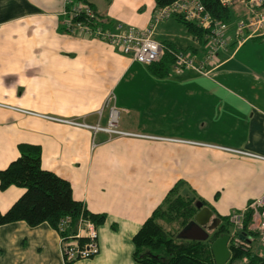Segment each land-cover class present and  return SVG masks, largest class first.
I'll list each match as a JSON object with an SVG mask.
<instances>
[{
    "label": "crops",
    "instance_id": "crops-1",
    "mask_svg": "<svg viewBox=\"0 0 264 264\" xmlns=\"http://www.w3.org/2000/svg\"><path fill=\"white\" fill-rule=\"evenodd\" d=\"M64 1L0 0V169L19 143L37 145L40 167L68 181L87 211L104 215L96 255L68 264H139L131 237L177 180L211 215L226 216L264 193V159L185 142L264 157V36L231 39L207 75L169 67L158 77L116 46L65 33ZM85 1L110 28H144L155 10L153 0ZM151 36L201 52L176 15ZM107 96L118 109L116 128L133 135L42 116L105 125ZM22 191L0 189V212ZM0 264H64L59 234L45 222L0 225Z\"/></svg>",
    "mask_w": 264,
    "mask_h": 264
},
{
    "label": "trees",
    "instance_id": "trees-1",
    "mask_svg": "<svg viewBox=\"0 0 264 264\" xmlns=\"http://www.w3.org/2000/svg\"><path fill=\"white\" fill-rule=\"evenodd\" d=\"M153 1L156 9L173 0ZM199 1L211 16L230 24L235 21L231 9L219 5L217 0ZM79 19L85 17L81 15ZM98 19L100 16L94 13L92 18H87V21L91 24H100ZM176 20L199 43L202 52L205 42L204 31L180 15H176ZM230 33L231 43L236 45L235 38L232 32ZM161 44L165 48L163 56L156 63L147 66L148 70L158 77L167 73L173 61L171 52L178 50L167 43ZM187 51L196 55L194 49ZM17 149L18 155L0 169V189L15 185L23 188V191L5 211L0 212V225L22 220L28 226L45 222L55 229L58 219L67 215L70 217L69 224L61 232L66 234L73 231L75 221L80 214L96 225L102 223L104 219L102 213H90L80 201L72 198L68 181L40 167V151L37 145L19 143ZM197 203L201 205L197 207ZM203 207L205 202L195 194L194 190L182 180H177L132 235V259L139 264H214L210 242L226 233L229 235L227 247L230 257L225 264L242 257H245V264H264V243L260 240V234L257 230L247 227L251 216L250 210L245 211L242 229L239 231L231 233L227 215L221 216L212 212V217L218 218L219 224L207 231L206 239L187 240L177 237L179 229L193 221L196 213ZM173 223L178 227L176 232L169 231L164 226ZM68 263L71 262L64 264Z\"/></svg>",
    "mask_w": 264,
    "mask_h": 264
},
{
    "label": "built area",
    "instance_id": "built-area-1",
    "mask_svg": "<svg viewBox=\"0 0 264 264\" xmlns=\"http://www.w3.org/2000/svg\"><path fill=\"white\" fill-rule=\"evenodd\" d=\"M217 2L219 5L230 8L233 13H236L237 18L232 24L211 16L199 0H173L164 6L156 8L150 17L148 25L144 28L133 26L123 28L120 24L110 28L102 26V19H98L100 24H91L87 21V18H92L94 13L85 1L71 2L70 0H65L62 11L65 16L63 31L69 35H84L101 39L110 45L116 46L120 52L128 55L132 60L148 65L157 62L165 52L163 45L151 36L154 26L172 15H180L204 31L205 42L202 46V52L198 56L187 50L172 51L171 70L176 73L182 70H191L207 75L219 65L217 53L226 49L231 39L230 32H232L236 44L242 43L247 38L264 36V0H217ZM81 15L85 19H79ZM111 99V96H107L103 103V106L108 107V118L105 125H99L98 123L87 124L83 121L61 119L48 115L42 116L57 122L90 129L93 133L101 131L108 135H133L116 128L118 109L110 102ZM142 136L149 137L147 135ZM185 142L226 149L246 156L264 159L260 155L237 149L223 148L194 141ZM246 210L251 211L247 227L257 230L260 234V240L264 243V193L248 202L243 208L228 213L227 219L231 226V233L242 229ZM69 221L70 217L67 215L60 217L55 228L59 234L62 261L64 263L74 262L96 255L99 249L97 225L80 214L75 221L73 231L61 234L67 228Z\"/></svg>",
    "mask_w": 264,
    "mask_h": 264
},
{
    "label": "water",
    "instance_id": "water-1",
    "mask_svg": "<svg viewBox=\"0 0 264 264\" xmlns=\"http://www.w3.org/2000/svg\"><path fill=\"white\" fill-rule=\"evenodd\" d=\"M200 205H201L200 203H197V207H199ZM205 210L206 209L204 207L200 209L194 216L193 221H190L186 225L182 226L177 233V237L182 238V239H187V240L206 239L207 231L204 230V228L202 227L203 220H200L202 213ZM212 221L214 223L209 225L207 230L214 228V226L219 222L218 218H213ZM228 240H229V235L226 233H223L215 237L210 242V252H211V256H212V260L214 264H225V262L229 259L230 253L227 247Z\"/></svg>",
    "mask_w": 264,
    "mask_h": 264
},
{
    "label": "rangeland",
    "instance_id": "rangeland-1",
    "mask_svg": "<svg viewBox=\"0 0 264 264\" xmlns=\"http://www.w3.org/2000/svg\"><path fill=\"white\" fill-rule=\"evenodd\" d=\"M232 16H233L234 19H236V13H233ZM117 120H118V117H117ZM117 127L120 128L118 123H117ZM164 226L169 231L176 232L178 230V227H177V225L175 223H173V224H171L169 226H166V225H164ZM260 250H262V248ZM260 250H258V251H260ZM229 264H245V257L234 259L231 262H229Z\"/></svg>",
    "mask_w": 264,
    "mask_h": 264
},
{
    "label": "flooded vegetation",
    "instance_id": "flooded-vegetation-1",
    "mask_svg": "<svg viewBox=\"0 0 264 264\" xmlns=\"http://www.w3.org/2000/svg\"><path fill=\"white\" fill-rule=\"evenodd\" d=\"M209 212H210V211H209ZM209 212L205 210V211H203L201 218L199 217L200 220H203L202 227H203L204 230H206V231H208V230H207L208 226L211 225L212 223H214V222L212 221L213 217H212L211 213H209ZM218 224H219V222L214 226V228H215ZM212 229H213V228H212ZM209 230H211V229H209Z\"/></svg>",
    "mask_w": 264,
    "mask_h": 264
}]
</instances>
